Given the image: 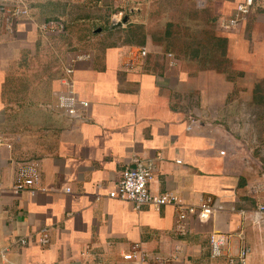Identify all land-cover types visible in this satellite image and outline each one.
<instances>
[{"label": "crops", "instance_id": "obj_1", "mask_svg": "<svg viewBox=\"0 0 264 264\" xmlns=\"http://www.w3.org/2000/svg\"><path fill=\"white\" fill-rule=\"evenodd\" d=\"M1 1L23 3L28 15L8 31L0 12V264H230L244 245L246 264H264V222L240 214L255 212L264 194L256 199L252 192L262 184L259 150L250 156L254 170L221 154L225 136L244 141L245 156L253 137L264 136V0H255L247 20L230 31L218 28V17L233 16L245 0H202L213 53L198 46L174 55V66L148 38L108 43L98 34L93 46L69 52L61 33L42 26L59 22L66 30L78 19L73 0ZM124 19L123 26L135 23ZM83 20L94 22L93 14ZM136 47L149 54L129 69ZM87 54L72 80L89 105L82 118L73 117L59 106L65 69ZM190 117L201 120V131H187ZM29 160L39 167L35 195L15 191L17 162ZM135 160L155 166V190L190 204L221 198L228 210L206 224L191 218L192 232L175 235L173 206L135 210L108 197ZM42 229L47 245L38 242ZM212 233L230 236L224 257L212 256Z\"/></svg>", "mask_w": 264, "mask_h": 264}, {"label": "built area", "instance_id": "obj_2", "mask_svg": "<svg viewBox=\"0 0 264 264\" xmlns=\"http://www.w3.org/2000/svg\"><path fill=\"white\" fill-rule=\"evenodd\" d=\"M82 2L84 0H77ZM255 4V0H245L237 5L236 13L231 17H220L218 19V26L222 30H235L242 23H244L251 13V9ZM0 12L4 15L6 29L13 31L18 20L21 17L28 15V8L23 3H17L14 6L2 2L0 5ZM124 21L115 23L114 26L122 25ZM44 31H54L63 33L64 26L59 22H47L42 26ZM149 54L147 47H136L131 50L130 55L132 59L127 65L129 69H133L135 65L144 57ZM86 56V57H85ZM85 56H77L69 62L65 69V85L67 86L66 92H63L59 97V106L73 117H83L84 110L88 107L89 103L79 99L72 80L75 72V63L81 58L90 57L89 54ZM167 57L171 60V65H176L177 61L172 53H168ZM203 123L196 117H190L187 125L188 132L201 131ZM227 148L221 151L222 155L228 154L231 157L239 158L243 165L251 170H254L251 157L254 152L260 147L257 143V138L253 137L250 146H252L249 154L246 157L243 153L247 144L244 141H239L231 136H225ZM2 141L0 140V145ZM261 155H264V150H261ZM251 156V157H250ZM260 164V163H259ZM16 184L15 191L17 193L26 191L31 195H35L39 190L35 189V185L40 180L38 163L35 161H22L17 162ZM155 166L152 163H145L143 161L135 160L134 165L126 168L123 177L116 187L108 193L111 199H117L133 205L135 210L141 209L145 205H150L156 209L166 206H173L175 209V225L173 232L175 235L184 237L192 232L190 219H196L200 224L210 222L213 217L219 213L228 210L226 201L221 198L202 197L198 203H187L173 192H160L153 188L155 179ZM262 184L255 185L252 192L256 199L259 194L264 191V175L261 174ZM101 185L98 187L100 188ZM67 193L71 192L70 188L65 190ZM230 210L235 211V208ZM244 221H250L254 225H260L264 222V194L261 201H258L256 211L246 212L241 211ZM243 239V236L240 235ZM230 236L223 233H212L210 236V249L214 258L224 257L228 250ZM22 245L28 244L29 240L20 239ZM39 244L47 245L49 243V234L46 229L39 231ZM250 254V248L244 245L240 250L237 257H229L230 264H246L247 258ZM4 258V255H2ZM132 255H127V258H132Z\"/></svg>", "mask_w": 264, "mask_h": 264}, {"label": "rangeland", "instance_id": "obj_3", "mask_svg": "<svg viewBox=\"0 0 264 264\" xmlns=\"http://www.w3.org/2000/svg\"><path fill=\"white\" fill-rule=\"evenodd\" d=\"M73 1L76 3L78 19H72L66 30L61 33L60 42L57 41L61 46L66 45L71 48L69 52L88 49L97 43L96 40L92 41V36L104 34L107 37L103 40L108 43L126 40L136 45L148 38L157 51L172 53L176 57H183L181 55L189 54L198 46L207 54L213 53L211 51L214 43L213 25L209 24L211 15L206 8L204 9L202 0ZM87 12L93 14L92 25L83 20ZM126 16L135 23L129 25L127 22L125 26H114L115 23L122 22ZM95 19L98 21L95 22ZM98 28L100 32L95 33ZM199 39H201L200 44ZM262 127L264 130V122ZM257 143L263 149L264 136L257 139ZM258 150L259 152L255 153V156H258L255 162L258 170L254 168L258 173L260 172L261 177V174L264 175V155L262 156L260 149Z\"/></svg>", "mask_w": 264, "mask_h": 264}, {"label": "water", "instance_id": "obj_4", "mask_svg": "<svg viewBox=\"0 0 264 264\" xmlns=\"http://www.w3.org/2000/svg\"><path fill=\"white\" fill-rule=\"evenodd\" d=\"M127 21V19H124V22H126ZM118 26H120V25H118Z\"/></svg>", "mask_w": 264, "mask_h": 264}]
</instances>
